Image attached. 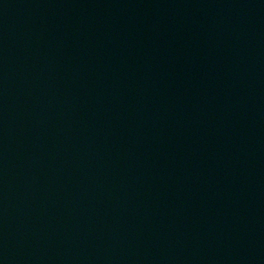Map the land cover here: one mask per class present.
<instances>
[{
  "label": "water",
  "instance_id": "95a60500",
  "mask_svg": "<svg viewBox=\"0 0 264 264\" xmlns=\"http://www.w3.org/2000/svg\"><path fill=\"white\" fill-rule=\"evenodd\" d=\"M0 264H264V0H0Z\"/></svg>",
  "mask_w": 264,
  "mask_h": 264
}]
</instances>
